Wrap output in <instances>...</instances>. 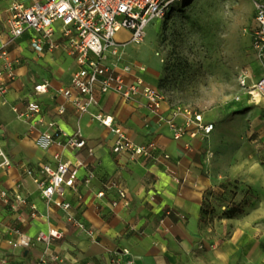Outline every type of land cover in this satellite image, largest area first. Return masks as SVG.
<instances>
[{"label": "crops", "instance_id": "1", "mask_svg": "<svg viewBox=\"0 0 264 264\" xmlns=\"http://www.w3.org/2000/svg\"><path fill=\"white\" fill-rule=\"evenodd\" d=\"M8 7L7 2L0 0L2 28L9 15ZM19 43V46L15 45L20 54L16 66L18 75L7 94L12 89H19L20 80H26L32 85L27 102L38 101L43 107L46 120L57 121L69 134L80 128L94 148L92 156L87 151L67 150L64 152V159L72 162L82 160L85 163L78 172L76 188L67 191L66 200L71 204L70 212L94 230L95 240L70 225L65 213L56 207L51 210L48 220H32L29 210L26 209L22 225L26 234L34 238L39 231L50 227L62 231L63 240L55 242L52 249L65 257L66 264H125L127 260H132L135 264H264V242L252 234L223 235L216 231L207 232L212 231L214 223L211 216L208 220L204 215L203 209L208 203L204 197H207L205 194L211 191L217 180L211 173L213 170L209 172L207 160L200 151L203 140L215 131V122L206 119L215 125L209 136L199 133L193 138L187 133L183 138L175 140L170 127L151 114L145 100L137 98L126 101L115 93L99 94L100 106L93 111L100 109L113 116L116 124L134 142H155L161 154H168L170 158L133 160L127 153L115 154L112 151L113 133L91 122L88 115L78 114L57 93L59 88L70 85L76 69L75 58L62 49H59L61 52L52 54L53 51L46 47L43 53H38L31 48L27 37ZM15 46L11 47V55ZM24 46L34 51V64L31 63L33 67L25 60V54H22ZM66 58L73 61L65 70L63 66ZM43 80L50 82L49 92L38 95L34 92V86ZM7 94L0 96L1 109L8 104L5 100ZM61 104L66 106V113L58 116L57 107ZM5 109L2 111L6 117ZM175 110L164 103L165 116L171 117ZM12 116L15 118L10 123L14 126L13 130L10 132L8 126L3 125L1 130H6L7 137L15 140V145H18L19 151L13 153L16 155L13 161L24 163L20 166L12 164L9 168L0 167L3 170L1 174L5 177L0 187L13 190L18 184H22V192L38 205L40 212L46 213L39 192L31 179L24 174V169L40 163H52L53 154L59 148H30L38 134L30 133L28 122L18 119L14 113ZM184 116L183 113L178 115L175 118L176 123L183 124ZM20 134L25 139L18 141ZM89 172L94 173V178L86 185L84 180ZM111 180L126 190L130 201L128 207L124 206L123 200L115 191L106 192L103 198L97 197V193L105 190L107 182ZM113 202H117V205L113 206ZM210 203L215 205L213 201ZM216 208L219 209L217 204ZM13 218L14 215L5 213L0 204V244L4 239L5 225ZM222 221L233 224L232 218ZM3 248L0 250V257H6L9 262L19 259V250H13L6 245ZM43 248L42 244H36L33 249L25 251L27 254L24 252V256L27 260L34 261ZM124 248L130 250L129 256L115 253Z\"/></svg>", "mask_w": 264, "mask_h": 264}, {"label": "built area", "instance_id": "2", "mask_svg": "<svg viewBox=\"0 0 264 264\" xmlns=\"http://www.w3.org/2000/svg\"><path fill=\"white\" fill-rule=\"evenodd\" d=\"M9 4V15L0 25V96L9 91L17 78L18 60L11 55V47L27 37L31 48L43 53L47 47L50 51L62 49L75 58L76 69L72 74L69 86L61 87L57 93L81 115H88L91 122L110 130L114 135L112 151L115 154L127 153L131 159H169L168 154H161L155 142L137 144L124 132L113 116L98 109L99 94L115 93L126 101L137 98L145 100L151 114L161 123H166L173 132L175 140L183 138L187 133L197 137L199 133L209 136L215 125L205 120L196 111L176 108L171 117L164 115L165 96L141 76L145 67L124 59V48L128 43L141 44L146 37V28L154 19H164L176 0H2ZM254 5V22L251 30L252 50L256 57L264 63V0H252ZM121 30L129 31L126 42L116 40ZM50 82L43 80L34 86L38 95L48 94ZM248 95L253 99L264 96V75L256 84L249 87ZM16 117L30 124V133H37L35 142L44 150L56 146L59 151L53 154V162L27 166L24 174L36 186L47 212L42 213L36 203L29 200L22 192V184L9 190L0 187V204L2 210L14 215L12 221L5 225L3 245L19 250V259L9 262L0 257V264H66L65 257L55 252L52 246L64 238V233L50 227L39 231L32 238L26 234L24 211L29 210L32 220H48L52 209L59 208L70 225L95 240V232L86 222L74 216L71 204L66 200L67 191L75 189L78 172L85 165L82 160L72 162L64 159L67 150L87 151L94 155V148L78 128L74 133H67L55 120H46L42 105L35 100L28 101L25 109L13 106ZM66 106L57 107V115L63 116ZM184 114V123L177 124L175 118ZM0 167L12 166L10 158L0 149ZM94 178L89 172L84 183L88 185ZM115 191L128 207L130 201L125 189L111 180L105 190L97 193L98 198L106 196V192ZM117 202H113L116 206ZM184 218L183 215H180ZM2 225L0 219V226ZM42 244L40 256L29 261L24 252ZM129 256L130 250L124 248L119 253ZM125 264H135L127 260Z\"/></svg>", "mask_w": 264, "mask_h": 264}, {"label": "rangeland", "instance_id": "3", "mask_svg": "<svg viewBox=\"0 0 264 264\" xmlns=\"http://www.w3.org/2000/svg\"><path fill=\"white\" fill-rule=\"evenodd\" d=\"M174 3L175 11L170 16L149 23L141 44L125 46L124 59L145 67L141 76L165 96L170 109L196 111L205 120L215 122V131L203 140L200 151L217 180L204 197L208 202L204 215L208 220L211 216L214 223L212 231L207 232L250 233L264 242V96L253 99L248 95L249 87L264 75V63L252 50L251 30L256 27L253 2L176 0ZM129 36V31L121 30L116 40L126 42ZM17 46L12 49L16 59ZM56 51L61 52L53 50L52 54ZM22 54L33 67L34 51L24 46ZM72 61L66 58L65 70ZM19 83L18 90L12 89L6 95V109L0 108V149L11 162L16 156L13 153L19 151L18 145L1 127L13 130L12 107L18 104L25 109L32 92V85L26 80ZM21 139L25 138L20 134L18 141ZM36 147L44 150L36 142L30 148ZM23 163L12 162L15 166ZM1 173L2 169L0 183H3L5 177ZM234 208L240 213L232 218L233 224L222 221Z\"/></svg>", "mask_w": 264, "mask_h": 264}, {"label": "trees", "instance_id": "4", "mask_svg": "<svg viewBox=\"0 0 264 264\" xmlns=\"http://www.w3.org/2000/svg\"><path fill=\"white\" fill-rule=\"evenodd\" d=\"M183 1H185V0H183ZM175 4V3H174ZM172 5L171 6V8H170V10H169V12L167 13V15H166V17L165 18H167L168 16H170L171 15V13H173L174 11H175V5ZM238 213H240V210H238L237 208H234V209H232L230 212H228L226 215H227V217L228 218H234L236 215H238Z\"/></svg>", "mask_w": 264, "mask_h": 264}, {"label": "bare ground", "instance_id": "5", "mask_svg": "<svg viewBox=\"0 0 264 264\" xmlns=\"http://www.w3.org/2000/svg\"><path fill=\"white\" fill-rule=\"evenodd\" d=\"M236 1H240V0H236Z\"/></svg>", "mask_w": 264, "mask_h": 264}, {"label": "water", "instance_id": "6", "mask_svg": "<svg viewBox=\"0 0 264 264\" xmlns=\"http://www.w3.org/2000/svg\"><path fill=\"white\" fill-rule=\"evenodd\" d=\"M25 254H27V252H25Z\"/></svg>", "mask_w": 264, "mask_h": 264}]
</instances>
